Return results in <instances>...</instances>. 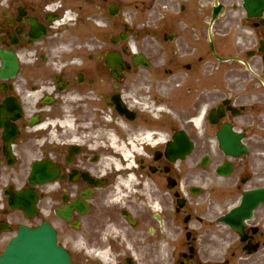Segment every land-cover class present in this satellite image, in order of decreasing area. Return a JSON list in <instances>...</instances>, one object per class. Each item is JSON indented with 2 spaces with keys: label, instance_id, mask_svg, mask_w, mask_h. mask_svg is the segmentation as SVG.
Returning a JSON list of instances; mask_svg holds the SVG:
<instances>
[{
  "label": "flooded vegetation",
  "instance_id": "obj_1",
  "mask_svg": "<svg viewBox=\"0 0 264 264\" xmlns=\"http://www.w3.org/2000/svg\"><path fill=\"white\" fill-rule=\"evenodd\" d=\"M213 9L0 0V243L47 222L73 264L264 261V205L242 236L223 221L264 188V27Z\"/></svg>",
  "mask_w": 264,
  "mask_h": 264
},
{
  "label": "water",
  "instance_id": "obj_2",
  "mask_svg": "<svg viewBox=\"0 0 264 264\" xmlns=\"http://www.w3.org/2000/svg\"><path fill=\"white\" fill-rule=\"evenodd\" d=\"M251 15H258L264 8L263 0H247ZM15 206L22 207L21 204ZM66 253L56 244L55 232L43 225L37 230L20 228L7 250L0 257V264H69Z\"/></svg>",
  "mask_w": 264,
  "mask_h": 264
},
{
  "label": "rangeland",
  "instance_id": "obj_3",
  "mask_svg": "<svg viewBox=\"0 0 264 264\" xmlns=\"http://www.w3.org/2000/svg\"><path fill=\"white\" fill-rule=\"evenodd\" d=\"M226 1V12L224 16V21L227 22L226 28L230 27V23L237 22V20L243 17V12L241 10L242 0H224ZM237 6V8H236Z\"/></svg>",
  "mask_w": 264,
  "mask_h": 264
}]
</instances>
